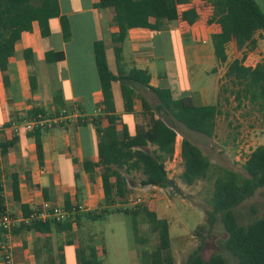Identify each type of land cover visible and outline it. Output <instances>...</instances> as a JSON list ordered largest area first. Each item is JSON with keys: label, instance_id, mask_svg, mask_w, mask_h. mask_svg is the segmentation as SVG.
I'll list each match as a JSON object with an SVG mask.
<instances>
[{"label": "trees", "instance_id": "trees-1", "mask_svg": "<svg viewBox=\"0 0 264 264\" xmlns=\"http://www.w3.org/2000/svg\"><path fill=\"white\" fill-rule=\"evenodd\" d=\"M97 5L101 8H111L114 14L113 20L119 27V31L113 35L116 72L109 66L104 41H96L93 46L104 95L103 111L107 119L105 126L95 121L100 135L97 164L103 167L104 201L105 204L110 205L120 203L118 209L131 215L134 238L138 243L145 241L139 233L138 217L141 216L148 222L151 231L157 236V243L149 253V264H177L171 247L169 219L160 217L156 210L150 209L144 202L132 208L126 206V202L133 194L127 173L141 172L143 186H167L169 184L167 163L175 155L179 134L176 127L184 125L191 131L213 137L216 133L217 118L222 113L220 99L228 92L239 105L247 101L256 106L264 120V61L252 57L246 59L245 56L235 58L223 75L219 100L215 103L199 105L194 103L190 96L174 98L168 86H151V75L148 70L136 66L127 67L122 44L130 28L156 29L159 28V21L163 18L177 21L183 33L201 21L203 30L211 35L217 60L225 63L228 60L229 43L232 44L235 52L245 46L250 45V48L256 46V33L260 30L264 31V11L258 0H99ZM55 17L60 18L64 38L70 39L71 23L68 16L61 13L59 0H0V82L6 87L10 85L7 69L9 58L15 53L16 42L21 39L24 32L32 30L34 22H38L43 36H49L50 20ZM25 57L28 61L33 58V51L30 48L25 50ZM64 58V51H48L45 54L48 62ZM117 81L120 84L124 108L128 111L133 110L134 107L136 84L151 89L158 99V102L152 103L142 97L148 123L138 124L134 133L129 131L125 123L121 129L119 128L122 119L117 113L113 89ZM30 84L32 90L37 88L36 75H30ZM224 97L226 101L229 100L227 96ZM38 115L42 118H51L39 107L28 112V118ZM43 128L39 127L29 132L35 137L40 161L44 157ZM17 140L18 137H13L2 141L1 153L5 155ZM181 158L180 176L187 184L192 185L199 179L207 177L211 158L186 135L183 136L181 144ZM97 164L86 162L85 167L90 169ZM11 186L14 199L20 201L17 172L12 174ZM263 186L264 144H261L250 153L242 171L225 168L216 177L211 199L212 208L206 211V222L199 224L194 231L202 239L188 254L184 264H223L222 258L218 255L209 260L203 256L206 240L202 232L210 233L218 219L222 221L228 234L226 248L236 257L239 264H264V217L244 225L240 223L235 211L237 205ZM108 207L81 214L79 210L73 215L74 220L71 217L60 222L37 221L29 225L21 223L14 228V233L30 230L47 235L51 234L54 228L57 232H66L73 228L75 222L79 224L81 215H86L92 220L105 217ZM67 209L70 210L71 207ZM22 210L25 215L31 211L26 203L22 204ZM7 212L0 183V216ZM48 251L47 257L40 264H58L50 254L51 251L49 253ZM78 254L80 264H103L95 245L80 247Z\"/></svg>", "mask_w": 264, "mask_h": 264}, {"label": "crops", "instance_id": "crops-1", "mask_svg": "<svg viewBox=\"0 0 264 264\" xmlns=\"http://www.w3.org/2000/svg\"><path fill=\"white\" fill-rule=\"evenodd\" d=\"M98 1L59 0L61 13L67 15L71 23V38H64L59 17L50 20L49 36H43L38 22H34L32 30L24 32L16 42L15 53L9 58L7 72L10 85L6 87L0 82V143L13 137H18V140L5 155L0 148V183L6 208L10 213L22 215L23 203L32 210L44 200L66 208L70 206L71 209L81 206L80 214L110 206L104 201L103 167L97 164L100 135L95 121L105 126L107 119L103 111L104 95L93 46L96 41H104L107 58L110 52L114 55V66H109L116 72L113 35L119 31V27L113 20V10L99 7ZM159 25L156 29H129L122 44L127 67L136 66L148 70L151 75L150 85L168 86L174 98L190 96L199 105L217 102L221 97V79L228 65L239 58L240 53L248 51V46L235 52L229 43L228 60L220 63L215 56L211 35L203 30L201 21L186 33L182 32L180 24L174 20L163 18ZM191 36V40L184 44ZM255 38L256 46L244 54L258 60V54L264 57V31H258ZM176 39L183 55L180 65L176 64L175 58ZM27 48L33 51L30 61L25 57ZM48 51H64L65 58L48 62L45 59ZM71 55L74 61L72 64ZM246 57L249 58L245 55ZM160 60L164 66H160ZM189 65H199L204 75L214 72L217 80L213 88L204 81L200 82L201 74L189 72ZM31 74L36 75L38 80V86L34 90L30 84ZM73 74L81 89L76 93L72 87V94L69 96L64 93V85L68 77L73 86ZM96 81L99 82V88H96ZM135 88L134 107L128 111L124 108L119 82H115L113 86L117 113L122 119L119 128L125 123L131 133L135 132L138 124L148 123L142 97L152 103L158 102L151 89L140 84H136ZM37 107L44 109L51 118H62L60 124L42 129V161L38 158L35 137L24 130L15 135L13 129L6 125L12 120L27 119L28 112ZM176 151H181L178 140ZM86 162L97 165L87 169ZM14 172L19 174L20 201L14 199L12 192ZM119 204L117 202L116 205ZM54 231L53 229L47 235L30 230L14 233L15 264H40L47 257V251H51L53 242L50 243L51 238L48 237H52Z\"/></svg>", "mask_w": 264, "mask_h": 264}, {"label": "rangeland", "instance_id": "rangeland-1", "mask_svg": "<svg viewBox=\"0 0 264 264\" xmlns=\"http://www.w3.org/2000/svg\"><path fill=\"white\" fill-rule=\"evenodd\" d=\"M258 1L264 11V0ZM191 38L192 36L188 37L184 44ZM247 50L240 53L239 58L245 55L249 57L244 53L251 50L250 45ZM175 54L176 64L180 65L183 62V55H181L178 39H176ZM256 58L264 61V57L259 54ZM73 62L71 55V64ZM108 63L114 66L112 52L108 54ZM160 66H164L161 60ZM190 71L194 74H201L200 82L204 81L213 88L217 80L214 72L204 75L199 65H189ZM73 78V86L70 85L68 77L64 85V93L69 96L72 94V87L76 93L81 89V86L76 84L74 74ZM96 88H99L98 81H96ZM224 96H227L229 100L226 101ZM136 99L140 100V97L136 96ZM220 101L222 113L217 118L216 133L213 137L191 131L184 125L176 127L179 131L177 136L179 148L183 136L186 135L210 156L211 167L206 178H201L192 185L187 184L180 176L182 167L179 156L167 163L169 184L165 187L143 186L141 172L127 173L133 194L126 202V206L132 208L144 202L150 209L156 210L160 217L169 219L171 247L177 264H184L188 254L198 246L202 239L194 231L199 224L206 222V211L212 208L211 199L216 177L225 168L242 171L243 164L250 153L257 146L264 144V120L256 106L247 101L239 105L230 92L223 94ZM156 115L159 113L157 112ZM120 205H110L105 217L92 220L86 215H81L79 224L75 222L73 228L66 232H57L54 228L55 231L52 237L50 236V243L53 242L50 252L52 257L58 261V264H80L79 248L95 245L103 264H149V253L157 243V236L151 231L148 222L140 216L138 217L139 233L145 241L136 242L132 217L118 209ZM235 211L240 223L244 225L264 217V186L258 188L252 196L237 205ZM72 217L74 220V216ZM202 234L206 240L203 249V256L206 260L218 255L222 258L223 264H239L236 257L226 248L225 242L228 234L220 219L210 233L203 231Z\"/></svg>", "mask_w": 264, "mask_h": 264}, {"label": "built area", "instance_id": "built-area-1", "mask_svg": "<svg viewBox=\"0 0 264 264\" xmlns=\"http://www.w3.org/2000/svg\"><path fill=\"white\" fill-rule=\"evenodd\" d=\"M61 122V117L42 118L41 115H38L23 120H12L8 126L13 129L15 135H18L22 130L31 132L36 128L52 126L54 124H60ZM178 156L181 158V151H176L172 159L175 160ZM79 210H81V206L69 210L65 206L55 204L49 200H44L39 207L32 209L28 215L23 213L18 216L7 212L0 216V250L2 252V264H15L13 243L15 227L19 226L21 223L29 225L37 221H65Z\"/></svg>", "mask_w": 264, "mask_h": 264}]
</instances>
